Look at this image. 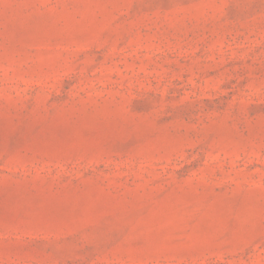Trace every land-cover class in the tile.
I'll use <instances>...</instances> for the list:
<instances>
[{
	"label": "rangeland",
	"instance_id": "obj_1",
	"mask_svg": "<svg viewBox=\"0 0 264 264\" xmlns=\"http://www.w3.org/2000/svg\"><path fill=\"white\" fill-rule=\"evenodd\" d=\"M0 264H264V0H0Z\"/></svg>",
	"mask_w": 264,
	"mask_h": 264
}]
</instances>
